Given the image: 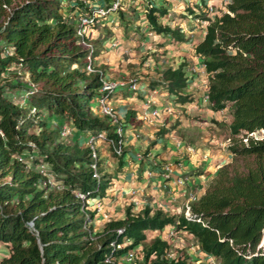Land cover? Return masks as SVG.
I'll return each mask as SVG.
<instances>
[{"label": "trees", "instance_id": "1", "mask_svg": "<svg viewBox=\"0 0 264 264\" xmlns=\"http://www.w3.org/2000/svg\"><path fill=\"white\" fill-rule=\"evenodd\" d=\"M75 8L90 11L83 0H0V43L11 48L0 50V243L6 251L0 264H120L116 257L138 244L135 264H203L189 255L167 256L169 243L158 235L145 242L150 231L174 221L160 209L146 205L131 212L127 206L123 218L93 229L87 197H102L112 182L101 173L99 158L98 181L92 176L89 147L61 135L60 125L71 123L79 134L104 130L112 139L116 133L97 109L103 71L84 69L89 48L81 41L91 45L92 58L99 49L87 39L91 27L76 34ZM165 12L147 5L144 13L153 32L180 39L179 28L162 21ZM203 18L208 22L193 51L207 73V102L230 114L225 123L230 155L189 201L190 215L175 217L174 230L192 234L196 252L218 264H264V0H228L219 15ZM13 63L27 80L6 79ZM190 78L181 64L160 72L162 84L180 102L191 100L179 92ZM30 84L40 86L25 95L31 103L25 110L6 89L22 87L25 93ZM256 131L263 133L260 138L247 135ZM39 163L47 165L57 187L40 185ZM75 190L85 200L74 197ZM125 240L122 247L110 245Z\"/></svg>", "mask_w": 264, "mask_h": 264}, {"label": "crops", "instance_id": "2", "mask_svg": "<svg viewBox=\"0 0 264 264\" xmlns=\"http://www.w3.org/2000/svg\"><path fill=\"white\" fill-rule=\"evenodd\" d=\"M108 1L85 0L84 6L92 8L105 5ZM227 2L228 0H119V9L103 16V18L108 15L119 17L126 14L129 15L128 22L133 21V24L126 22V28L121 32L118 26L114 27L115 18L106 21L102 29L106 31V35L103 36L99 31L92 36L97 37L93 44L99 49V53L94 58L95 63L104 69L105 79L135 80L137 88L135 91H130L125 87H117L109 100V105L122 123L123 152L120 155H113L106 143L102 141L98 143L99 160L103 159L100 160L101 173L109 176L112 185L102 197L87 199L88 208L91 210L94 208L95 198H99L101 202L98 211L93 209L91 224L94 230L100 229L108 219L123 218L127 206L131 212H137L147 205L152 210L160 209L164 214L174 217V221L161 229L150 231L151 235L148 234L147 238L158 235L166 239L169 243L168 249L174 252V256L178 250L184 248L191 259L202 258V253L196 251L199 257H195L196 253H193L192 257L191 251L184 247L183 237H187L189 243L196 245L192 234L184 229L174 230V224L175 217L186 213L189 201L204 191L212 173L226 162L230 155L224 144H221L220 149L210 144L211 138L219 135V133L215 135L216 132L211 129L218 127L220 122L218 113L221 111L209 109L210 105L205 98L206 73L205 70L203 71L201 58L194 55L193 51L195 44L202 39L208 22L203 18L206 6H211V10L206 14L213 17L224 10ZM147 5L165 9L166 12L161 17L162 21L176 24L181 32V38L176 39L169 34L153 32L145 18ZM177 11L181 13L176 14ZM202 13L203 17H201ZM97 20L100 21V18ZM111 29L115 31L111 32ZM90 31L91 29L87 34L88 40L92 33ZM109 36L111 37L106 41ZM114 41H116L115 45H111ZM173 43L174 45H171ZM150 49L155 50L151 53L159 52L162 56L173 59L172 62H176L174 66H166L174 68L179 64L182 65L185 75L191 78L179 92L189 94L190 101H177L173 98L174 95L167 91L159 78L163 69L160 65L161 61L153 60L154 65L149 61V53L146 52ZM144 54H147L145 59H143ZM141 58L143 60L140 63ZM141 64L147 65V68L142 69L144 65ZM110 65L116 71L109 72ZM153 66L157 67L155 68L157 71L153 72L157 73L158 77L155 76V80L159 83L151 86L147 81L152 79L149 74ZM191 68L195 71L190 72ZM146 85L150 89L148 94L144 91ZM154 109L156 113L152 114ZM128 110L133 112L129 118H127ZM209 116L211 120L214 119V123H210L211 129L209 131L200 129L199 127L204 125L199 126V124L207 123ZM229 119L228 113L226 121L228 122ZM192 125L195 127H192L188 136L185 133V138L177 136L180 128L187 131ZM71 130L70 136L76 140L79 133L74 131V128ZM126 143L131 147L130 149L126 148ZM107 157H110V160ZM165 166L169 169L166 170ZM169 230H172V235L168 237L166 233ZM0 253H6L3 246Z\"/></svg>", "mask_w": 264, "mask_h": 264}, {"label": "built area", "instance_id": "3", "mask_svg": "<svg viewBox=\"0 0 264 264\" xmlns=\"http://www.w3.org/2000/svg\"><path fill=\"white\" fill-rule=\"evenodd\" d=\"M85 1V0H83ZM119 5V0H109L107 4L105 5H97L96 7H92L90 8L89 12H83V11H79L78 14L75 16V24H76V34H78L80 37L85 33V31H87L88 28H90L95 22H98L97 19H99L100 17H103L104 15H106L107 13H109L110 11H114L117 9ZM208 9H211V6L208 7ZM86 47L89 48V52L87 54L86 57V63L84 65V69L86 71H97L101 73V69H99V67L95 66L94 64V58H92L90 52L92 50L91 45L88 42H85L84 40L81 41ZM116 41L112 42L111 45H115ZM195 71L194 68L190 69V72ZM117 87H125L129 90H136L137 88V84L135 82V80H107L104 78L103 74H101V83L99 86V91L101 92V94L97 97V103H98V111L99 113H101L102 115H105L107 117V119L111 122L116 124V126L113 129V132L116 133V138L112 139L109 138L106 133L104 132V130H99L97 132H93V133H89L87 138H86V145L89 147L90 149V155L93 159V161L91 162V168H92V176L95 177V179L98 181L99 179V171H98V165L96 163V160L98 159V153H97V148L95 145L96 139H99L100 141L106 143L108 145V147L110 148V151L113 155H120L123 152V136H122V127H121V122L119 120V117L117 116V114L115 113V111L113 110V108L109 105V99H108V95L109 93L113 92ZM35 85L30 84V87L26 90L25 93L27 94H32L35 92ZM152 114L156 113V110H152L151 112ZM121 123V124H120ZM69 124V125H66ZM71 123L68 122H63L60 125V134L63 135L65 134L64 132L67 130L68 127H70ZM257 132H248L247 135H251L253 137H258L260 138L261 135L263 134L262 132H260V135H257ZM228 140V138H227ZM242 140H246V137H242ZM167 166H165L166 168ZM169 168H166V170ZM37 171L39 172L41 178H40V185L41 186H48V187H57V185L54 183V179L52 174L50 173L47 165L45 163H39L37 165ZM74 197H76L77 199L83 201L85 200V194L79 190H75L74 191ZM95 202H94V210L98 211L100 208V199L99 198H95ZM186 216H189L190 214L188 213V211H186L185 213ZM196 220H198V218H196ZM28 226L30 228H32V222L29 221ZM117 231H120V228H117ZM167 236H171L172 235V230L167 231ZM129 240H125L121 243H115L114 241L110 242V245L115 246V247H122L125 244H128ZM133 248H128L126 251H124L123 253H121L120 255H118L116 257V261L120 264H135L138 261V258L140 256L137 255V250ZM139 253V252H138ZM167 256H171L173 255V253L168 249V251L166 252ZM203 261L204 264H218L217 260L214 259V257L212 256H207L206 254H204L203 256ZM106 261H111V259L109 257L105 258Z\"/></svg>", "mask_w": 264, "mask_h": 264}, {"label": "rangeland", "instance_id": "4", "mask_svg": "<svg viewBox=\"0 0 264 264\" xmlns=\"http://www.w3.org/2000/svg\"><path fill=\"white\" fill-rule=\"evenodd\" d=\"M85 2V1H84ZM121 8V7H120ZM121 9H124V8H121ZM124 11H126L125 9H124ZM78 12H79V9L78 8H75L74 9V11H73V14L76 16L77 14H78ZM176 14H179V13H181V11H177V12H175ZM105 16V15H104ZM114 16V17H113ZM108 15L107 17H105V18H103V17H100V21H98V22H95L94 24H93V26H91V31H92V33H91V35L89 36V41H90V43L91 42H93L94 41V43H95V38L97 39V37H92V36H94V35H96L99 31H101L102 32V35L103 36H105L106 35V31H104V30H102V29H104L103 28V26L104 25H106V21H112V20H110V19H113V18H115V26L114 27H117L118 26V28L120 29V31L121 32H123V30H124V28H126L125 27V24H126V22H128V17H129V15H121V16H115V15ZM128 23H130V24H133V21H129ZM165 23V22H164ZM206 22H204V24H205ZM108 24V23H107ZM168 25L169 26H171V27H174V26H176V24L174 25L173 23H171V22H169L168 23ZM105 27V26H104ZM90 31V32H91ZM111 32H114L115 30L114 29H111L110 30ZM87 34H88V32H87ZM114 33H112V35H113ZM164 34V33H163ZM162 34V35H163ZM183 34H187V33H185V32H183ZM115 35V34H114ZM111 36H109L107 39H106V41L110 38ZM113 38L114 37H112L111 38V40H113ZM110 40V41H111ZM109 42V41H108ZM92 44V43H91ZM171 45H174V43L173 44H171ZM108 46V45H107ZM0 50H2L4 53H9L10 51H11V48L10 47H2V45H1V43H0ZM152 51H155V50H148V52H146V53H149L148 55V58H149V61H151V63L154 65V61H156V60H159V61H161V66L164 68V67H167L166 65H171V66H174L175 65V63L176 62H172L173 61V59H171V58H168V57H166V56H162L161 55V53H159V52H156V53H151ZM99 53V50H98V52H97V54ZM145 55V57H143V59H145L146 58V55L147 54H144ZM97 56V55H96ZM96 56H94V58H96ZM140 57V56H139ZM142 58H141V61H140V63L142 62V60H143ZM154 60V61H153ZM170 62H172V64L170 63ZM94 63H95V60H94ZM156 63V62H155ZM96 64V63H95ZM96 65H98V67H99V69H101L102 71H103V74H104V69L99 65V64H96ZM142 65H144V64H141V66ZM150 65V64H149ZM148 65V66H149ZM104 67H106V65H103ZM117 66H119L118 64H117ZM141 66H139V67H141ZM147 65H144V67L142 68V69H145V68H147L146 67ZM19 66L17 65V64H15V63H13V64H11V66H10V71L9 72H5L4 73V75H5V77H6V79H11L12 81H16L17 79H20V80H27V73L26 72H24L21 68H18ZM110 68H111V70H109V72H114V71H116L115 69H113V66L112 65H110L109 66ZM120 68H123L122 66H120ZM155 68H157V67H155V66H153V67H151V70H150V77L152 78V79H150L151 81H155V80H153V79H155V76H157L158 77V75H157V73L156 72H153V71H157V69H155ZM160 78V77H159ZM108 80V79H107ZM37 88L40 86L39 84H37V85H35ZM18 88V89H17ZM182 89H184V87L182 88ZM7 91H9L7 94L9 95V97L11 98V101H13V102H22L23 103V105H22V108H24L25 110L27 109V108H29L30 106H31V103L29 102V100H28V98H26V96L25 95H30V94H25L24 93V88H22V87H12L11 88V90H9V89H6ZM149 87L146 85L145 86V89H144V91L145 92H147L146 94H148V92H149ZM131 91V90H130ZM108 99L110 100L111 99V96L110 97H108ZM157 101V103H159V101L158 100H156ZM96 104H98L97 103V101H96ZM97 109H99V107H97ZM210 110H213L211 107L209 108ZM227 108L226 109H224V110H221V112H219L218 114L220 115V122H219V124H218V127L216 128V129H211V126H210V123H214L213 122V120H211L212 118H211V116H209L208 118H207V123H203V124H199V126H203L204 125V127H199L200 129H203V130H206V131H209L210 129L211 130H213V131H215L216 133H214L215 135H217L218 133H219V135H217V136H215V137H212L211 138V141H210V144L212 143V144H214V145H216V146H218L217 147V149L219 148H221V144H224L225 146H227L228 144V141L229 140H227V138H228V134H227V132L225 131V123H226V120L228 119V112H227ZM220 111V110H219ZM211 113V112H210ZM206 116H204V118H205ZM192 119V118H191ZM203 119V118H202ZM206 119V118H205ZM200 119H198V121H199ZM211 120V121H210ZM205 121V120H204ZM66 122V121H65ZM191 121H189V123H190ZM66 125H69V124H66ZM190 128L189 129H187V131L185 130V129H179L178 131H177V136H180L181 138H185L186 137V135L191 131V129H192V127H195V125H192V126H189ZM197 127V126H196ZM32 128L33 127H31L30 129L32 130ZM72 128V127H71ZM71 128L70 127H68L67 128V130L64 132L65 134H63V135H66V136H69L70 137V135H71V133H72V130H71ZM36 130V128H33V130ZM34 130V131H35ZM189 130V131H188ZM193 131H194V129H193ZM184 133L186 134V135H184ZM209 133V132H208ZM257 135H260V132H257ZM87 136H88V133H80L79 135H78V137L76 138V141H77V143L78 144H80V145H85L86 143V138H87ZM188 136V135H187ZM192 136H194V135H192ZM192 140H194L193 138H192ZM231 140V139H230ZM100 142V140L99 139H96V142H95V145H96V147H97V151L99 150V148H98V143ZM125 146H126V148H128V149H130L131 147H129V145L126 143L125 144ZM99 152V151H98ZM98 158H99V154H98ZM103 158V157H102ZM107 159L108 160H110V157H107ZM202 159H203V157H202ZM101 161L103 160V159H100ZM238 163H239V167H241V160L240 159H238ZM214 175V173H212V176ZM88 199H89V197H87ZM95 223V222H94ZM96 225V224H95ZM151 234H149V236H150ZM184 238V243H185V248H187V249H189L190 251V255H192L193 253H196L195 251H196V247H195V244L194 243H189L188 242V240H186V238L187 237H183ZM151 239V237H148L146 240H145V242H148L149 240ZM142 244H138V245H136L135 246V248L134 249H136L137 250V255H139V253H140V251H139V247L141 246ZM171 246V245H170ZM0 249H1V246H0ZM179 251H182V252H179ZM139 252V253H138ZM174 253V252H173ZM189 254L187 253V252H185L184 251V248L183 249H180V250H178L177 251V254H176V257H180V258H183L184 256H188ZM192 257H193V255H192ZM195 257H199L198 256V254L196 253V255H195ZM192 261H194V258L192 259Z\"/></svg>", "mask_w": 264, "mask_h": 264}, {"label": "clouds", "instance_id": "5", "mask_svg": "<svg viewBox=\"0 0 264 264\" xmlns=\"http://www.w3.org/2000/svg\"><path fill=\"white\" fill-rule=\"evenodd\" d=\"M209 6H210V5H209ZM209 6H206V8H205V10H204L206 16H207L206 13H209V11L211 10V9H210V10L208 9ZM117 8H118V7H117ZM201 65H202V67H203V71H204V64H203V62H201ZM205 73H206V72H205ZM206 75H207V73H206ZM131 91H135V90H131ZM205 98H206V95H205ZM206 100H207V99H206ZM185 102H187V101H185ZM209 105H210V103H209ZM220 111H221V110H220ZM119 120H120V118H119ZM120 122H121V120H120ZM113 124H114V123H113ZM120 124H121V123H120ZM115 126H116V124H115ZM228 140H229V136H228ZM228 143H229V141H228ZM228 143H227V144H228ZM188 148H190V147H188ZM193 199H194V198H193ZM187 211H188V213H189L188 206H187ZM184 215H185V214H184ZM185 216H186V215H185ZM195 246H196V245H195ZM203 256H204V255H203ZM203 256H202V258H201L202 260H203V258H204ZM200 262H202V261H200ZM203 264H204V263H203Z\"/></svg>", "mask_w": 264, "mask_h": 264}]
</instances>
